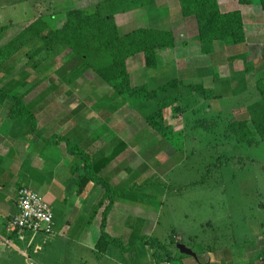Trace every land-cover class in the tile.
Wrapping results in <instances>:
<instances>
[{"label":"rangeland","instance_id":"374dc122","mask_svg":"<svg viewBox=\"0 0 264 264\" xmlns=\"http://www.w3.org/2000/svg\"><path fill=\"white\" fill-rule=\"evenodd\" d=\"M102 1L112 0H0V29H3L0 51L37 18L55 29L59 25L57 20L66 12L80 10L89 14ZM219 2L227 3L221 5L224 12L241 9L247 25L244 45L233 50L214 43L215 57L202 58L194 39L197 30L194 18L181 20L177 0H153L145 7L154 20L141 18L151 22L146 26L141 21L131 28L168 29L176 39V47L160 51L154 69L145 67L143 61L131 63L128 70L134 85H147L150 90L172 81H179L183 90L185 86L199 85L212 89L216 98L203 102V107L209 106L200 117L205 113L208 120L218 118L222 122L231 117L248 118L247 107L258 96L252 82L264 75V11L258 8L256 0L247 8L236 0ZM138 11L132 15L140 22L138 18L143 12ZM42 47L39 39L30 38L6 56H0V90L10 91L35 112L42 133L46 129L60 130L58 135L86 147L93 160L107 158L121 143L125 145L101 173L114 187L137 184L131 189L135 200L120 199L115 206L121 213H160V224L153 234L159 241L175 232L180 234L179 245L185 249L194 247L201 252L202 247H216L217 242L219 247L229 248L230 252L235 250L234 254H251V264H264V142L251 146L236 144L233 140L226 142L220 131L208 133L190 129L192 117L189 114L174 115L170 107L163 112L164 124L172 127L173 132L181 131L184 135L174 138V144L181 150L172 149L145 126V117L155 110V100L121 103L116 94L90 71L72 79L79 61L69 57L66 47L50 50ZM207 64H211V70L215 66L218 80H212L213 70H201ZM229 75H234L237 87H231L233 84L226 87L225 83L231 82ZM240 77H243V85L236 81ZM177 92L180 89H173L168 95ZM180 105L179 102L173 107ZM197 107L198 104L193 110L197 111ZM48 115L56 116L52 118L59 121L51 122ZM58 123L59 129L52 128ZM249 124L251 131L253 128ZM34 166H38L36 160ZM125 168L131 169V173ZM3 187L6 191L7 185ZM27 188L42 196L34 187ZM76 189L75 181L72 191ZM68 191V195L63 192L60 198L57 194L58 199L74 202L72 205L77 200L83 201L81 197L75 200L73 193L70 195ZM55 198L47 193L44 200L54 209L59 205L64 207ZM101 212V209L97 211ZM4 221L0 219V264H59L62 253L67 251V259L73 261L71 264H76L75 258L82 260L77 261L78 264H91V256L86 251L77 250L75 243L62 242L58 237L48 244L41 243L43 238L37 240L42 247L39 252L34 251L35 245L27 244L30 235L25 241L14 239L11 246H5L1 241L6 238ZM69 221L73 223V218ZM208 222L213 225L211 229L205 225ZM58 230H62L61 223ZM58 230L56 235L61 236ZM188 235L197 236V242L189 243ZM214 259L217 261V256Z\"/></svg>","mask_w":264,"mask_h":264},{"label":"trees","instance_id":"16d2710c","mask_svg":"<svg viewBox=\"0 0 264 264\" xmlns=\"http://www.w3.org/2000/svg\"><path fill=\"white\" fill-rule=\"evenodd\" d=\"M177 1L181 16L194 18L196 22L199 52L202 56L215 57L214 43L216 42L231 47L233 50L246 43L244 23L240 11H220L219 0ZM236 1L240 6L252 5L254 2V0ZM256 1L261 10L264 11V0ZM151 3L153 0L102 1L96 5L94 12L89 14L80 10L66 12L57 20L59 25L55 29H50L43 20L37 18L0 51V56H6L15 47L21 46L24 41L30 38L39 39L43 49L66 47L70 52L69 57L79 61L78 65L74 67L72 79H77L84 72L90 71L116 94L121 103L130 101L141 103L155 100V110L145 117V126L157 134L166 145L175 150H181V147L174 144V138H182L184 135L181 131L173 132L172 127L164 124L163 112L170 107H172L171 110L174 115L189 114L192 117L193 125L190 129H200L208 133L220 131L226 142L233 140L236 144L251 146L264 142V75L252 82L258 96L255 102L247 107L248 118L236 119L231 117L222 122L218 118L208 120L205 118V113L203 117H200L202 111L209 106L203 107V102L216 98L214 91L204 88L203 85L189 88L185 86L183 90L179 87V81H172L157 89L150 90L147 85L137 86L132 83L130 74L126 69V61L129 58L141 54L144 59V66L154 69L157 66L158 53L162 50L172 49L176 43L171 32L154 28H138L127 34L119 35L114 17ZM2 30L0 29V32ZM262 61H264V57H262ZM212 70V80H218L214 65ZM225 84L226 87L229 86L228 82ZM177 88L180 89V92L168 95L171 90ZM191 97L194 98V101H191ZM179 102L180 106L173 107ZM189 102H194V104ZM196 104H198L197 111H194L193 107ZM0 112L3 119L21 120L28 125V132L24 136L26 139L33 132L45 145H65L67 154L77 160V166L71 168V174L74 175L79 171V168L81 169V173L76 179L79 192L89 183L102 190V196L92 212L97 213L100 209L102 210L100 237L97 241L99 251L103 252L110 244L123 252L128 251L132 249L135 241L140 240L154 250L153 256L156 263L167 261L172 264H180L181 259L173 256L172 252L167 249L168 246L174 245L172 239L168 246L162 245L153 238L140 237L139 229H136L131 232L129 241L125 246L120 239L111 238L104 231L107 214L113 208L115 200L126 198L127 200H135V195L131 189L137 185L136 183L131 187H113L108 180L101 176L106 165L121 153V149L125 147L123 143L114 149L107 158L100 157L93 160L91 155L87 153V149L85 150L78 143L56 134H42L38 129L34 112L26 106L21 98L16 97L10 91L0 90ZM248 124L253 128L251 131ZM2 160L0 157V163ZM124 170L131 173L129 168Z\"/></svg>","mask_w":264,"mask_h":264},{"label":"crops","instance_id":"0c3cea01","mask_svg":"<svg viewBox=\"0 0 264 264\" xmlns=\"http://www.w3.org/2000/svg\"><path fill=\"white\" fill-rule=\"evenodd\" d=\"M226 4L227 3L220 4L219 9L221 10V5L225 6ZM136 11L143 12L141 13L138 19L147 17L150 18L152 21L154 20L152 17L148 15L150 11L146 7L139 8L137 10L130 11L124 14H118L114 17V20L119 35H124L135 29H138L139 27L131 28V26H134L133 24L135 23L136 24L141 23L142 21V23H146L147 26L148 25L147 23L151 22L150 19L149 20L141 19L140 22L135 21L134 20L135 16L132 15V13ZM238 11H240L243 18L241 9ZM179 14H180V10H179ZM181 20H186V19L181 16ZM243 23H244V30L246 32L247 25L244 21V18H243ZM140 28H145V27L140 26ZM163 30L170 31L165 28H163ZM194 39L196 40V42H198L197 30ZM217 43L218 42H216V44ZM175 47H176V43L172 49H167V50H173L175 49ZM181 48H185V47L181 46ZM202 58L205 57L202 56ZM143 61L144 59L141 54L129 58L126 61V69L128 73L131 74L128 70L131 63L140 62L141 64V62ZM210 66L211 64H207L206 66H203L201 70H203V72H206L205 70H209L211 72L212 70L209 69L211 68ZM198 68H196L197 73L199 71ZM249 70H247V72ZM232 76L234 75H231L230 77ZM130 77L132 79L131 75ZM227 78L228 77L225 78L226 81L228 80ZM230 80L231 82H229V85L233 84L231 87L234 86L236 87L237 85L235 84L234 78L232 77ZM236 81L242 82L241 84L243 85V77H240ZM232 96L235 95L232 94ZM256 99L257 98H255V100ZM34 117L37 121V126L39 129L40 128L39 120L36 117L35 112H34ZM52 117H56V116L48 115V118L50 119L51 122L59 121L53 119ZM0 120H1L0 121V157H2L3 159L2 162L0 163V219L5 220L3 222L4 223L3 226L6 231V235H7L6 228L8 221L11 219L13 215L16 214V210H15L16 190L21 188L22 187L21 185L26 186L25 188L32 186L34 187L35 190L37 189V192L42 194L43 198L47 193H49L50 195L56 197L55 200L58 203L62 202L63 203L62 205L64 206V207H62L61 205H59L58 207L55 206V209L50 207L53 213V223H54L53 231L48 236L38 235L35 237V239L32 242V246L35 245L34 251L39 252L42 250V247L39 244H37V240L39 241L41 238H43L41 240V243L44 244L46 242L48 244L50 241H54L58 237V239L59 240L61 239L62 242L64 240H68L69 242L71 241L73 244L75 243L74 246L76 247L77 250L86 251L87 254L91 256L89 260L91 264H98V263L156 264L155 258L153 256L154 250L140 240L135 241L133 243L132 249L128 251L123 252L111 244L108 245L103 252L99 251L97 246V241L100 237L99 228L101 224V213H92V212L102 196V190L98 186L89 183L80 192H79V188L76 189L75 191H72V186L76 181L78 175L81 173V169L79 168V171L76 174L74 175L71 174V168L75 165L77 166V163L74 157L69 156L67 154L65 145L63 144H60L58 146L45 145L33 132H31L26 139V137L24 136L29 129L26 123H24L21 120H9L6 118L3 119L1 117ZM55 127L59 129L60 124L58 123L57 126L53 125L52 128ZM59 133L60 130L54 132L53 129L52 130L46 129V131L42 134L58 135ZM71 141L78 143L76 142V140L73 139ZM35 160L37 161V165H38L37 167L34 166ZM40 162H42L43 165L40 166ZM20 180H22L23 182H20ZM109 183L111 184V182ZM4 185H7L6 191H5V187H3ZM68 189L70 195L73 193L72 196L75 197V200L78 197H81V200L83 201L77 200L75 204L72 205L74 202H67L65 201L66 199L65 200L58 199L57 194H59V198H60V195L63 192H66V190ZM44 192L45 194H43ZM2 196L4 197V200L1 201ZM119 200L120 199H117V201L115 200L113 208L107 214L104 231L106 235H108L109 237L120 239L125 246L129 241L131 232L136 229L137 230L139 229L140 237L155 238L154 240L160 242L162 245L168 246L170 240L171 239L174 240V245L170 247L168 246L167 249L172 252L173 256L180 258L181 259L180 261L184 264H215L217 262H218L217 264H251V260H252L250 259L251 254L247 252L246 253L240 252V254L238 253L234 254L236 252L235 250L230 252L229 248H222L221 246L219 247V245H217V242L215 243L216 247L211 245L202 247L201 252H197L194 249V247L193 249L187 248L186 250L190 251L192 255H186L180 252L178 253L179 250L177 246L180 243V237H181L180 234L172 232V234L168 236L164 241H159L156 237H153V234L156 232L155 229L160 224L159 221L160 213H125V212L121 213L120 210H118L115 207L118 204ZM123 205L126 207V209H130L128 205L125 204ZM66 208H68V210H66ZM68 218L69 219L73 218L72 221L73 223H71ZM185 220H187V217L185 218ZM59 223L62 224V230L60 231L58 230ZM72 225H74V227H72ZM205 225L207 228L210 229L213 227L212 223L210 222L205 223ZM57 230L58 233L61 234V236H58V234L56 235ZM187 238L189 240V243L197 242L196 241L197 236L188 235ZM1 241L3 243V239H1ZM214 253L217 256V261L214 259L216 257ZM67 257H68V251L62 253V256L60 257L59 260V264H71L73 262L72 259L71 258L67 259ZM75 261L76 264H78V262H82V260L78 261V258H75ZM85 263H87V261Z\"/></svg>","mask_w":264,"mask_h":264},{"label":"built area","instance_id":"2783aa9c","mask_svg":"<svg viewBox=\"0 0 264 264\" xmlns=\"http://www.w3.org/2000/svg\"><path fill=\"white\" fill-rule=\"evenodd\" d=\"M15 207L16 214L7 224V235L3 240L5 246H11L14 239L25 241L28 235L30 242L27 244L30 246L36 236L52 233L53 213L43 196L28 188H20L16 191ZM156 264L172 263L163 261Z\"/></svg>","mask_w":264,"mask_h":264},{"label":"water","instance_id":"95a60500","mask_svg":"<svg viewBox=\"0 0 264 264\" xmlns=\"http://www.w3.org/2000/svg\"><path fill=\"white\" fill-rule=\"evenodd\" d=\"M179 247H177L178 249H180V253L186 254V255H192V253L186 249H184L182 246L178 245Z\"/></svg>","mask_w":264,"mask_h":264}]
</instances>
